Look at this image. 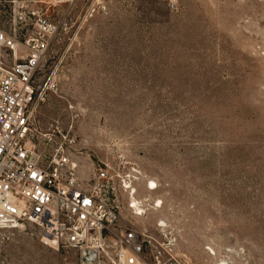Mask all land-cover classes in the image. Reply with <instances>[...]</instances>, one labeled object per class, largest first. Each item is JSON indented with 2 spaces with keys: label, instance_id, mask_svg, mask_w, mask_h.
Instances as JSON below:
<instances>
[{
  "label": "rangeland",
  "instance_id": "374dc122",
  "mask_svg": "<svg viewBox=\"0 0 264 264\" xmlns=\"http://www.w3.org/2000/svg\"><path fill=\"white\" fill-rule=\"evenodd\" d=\"M17 1L0 9L23 32L29 5ZM47 12L58 27L34 78L35 148L65 152L80 176L106 166L121 220L187 264H264V0H72ZM77 263L36 228H0V264Z\"/></svg>",
  "mask_w": 264,
  "mask_h": 264
},
{
  "label": "built area",
  "instance_id": "2783aa9c",
  "mask_svg": "<svg viewBox=\"0 0 264 264\" xmlns=\"http://www.w3.org/2000/svg\"><path fill=\"white\" fill-rule=\"evenodd\" d=\"M25 1L23 32L0 9V228H36L43 245L73 249L77 264H187L157 245L149 229L121 220L120 192L106 166L80 176L65 152L45 157L31 143L34 78L58 27L47 10L72 0ZM11 2V11L21 6ZM128 186L121 185L127 206L139 214Z\"/></svg>",
  "mask_w": 264,
  "mask_h": 264
},
{
  "label": "bare ground",
  "instance_id": "6f19581e",
  "mask_svg": "<svg viewBox=\"0 0 264 264\" xmlns=\"http://www.w3.org/2000/svg\"><path fill=\"white\" fill-rule=\"evenodd\" d=\"M135 192H136V189L133 188V189H132V193H135ZM131 201L133 202V204H134L135 207H136V203H137V201L133 198V196H132ZM136 209L140 210V208H139L138 206L136 207ZM140 211H141V210H140ZM43 239H44L45 242H49L47 238L43 237ZM52 247H55V245L53 244ZM55 248H56V247H55ZM216 264H225V263H224V261H220V262H217Z\"/></svg>",
  "mask_w": 264,
  "mask_h": 264
}]
</instances>
